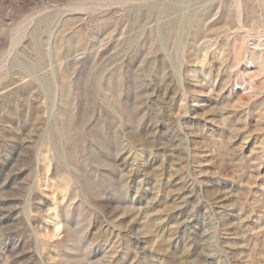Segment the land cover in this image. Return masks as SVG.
<instances>
[{
	"label": "rangeland",
	"instance_id": "1",
	"mask_svg": "<svg viewBox=\"0 0 264 264\" xmlns=\"http://www.w3.org/2000/svg\"><path fill=\"white\" fill-rule=\"evenodd\" d=\"M0 264H264V0H0Z\"/></svg>",
	"mask_w": 264,
	"mask_h": 264
}]
</instances>
